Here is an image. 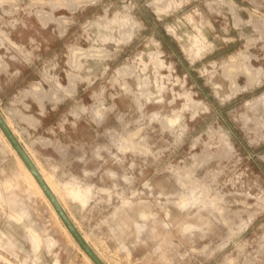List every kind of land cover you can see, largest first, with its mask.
I'll return each mask as SVG.
<instances>
[{"label":"rangeland","instance_id":"obj_1","mask_svg":"<svg viewBox=\"0 0 264 264\" xmlns=\"http://www.w3.org/2000/svg\"><path fill=\"white\" fill-rule=\"evenodd\" d=\"M0 113L103 263L264 264V0H0ZM18 170L0 264H95Z\"/></svg>","mask_w":264,"mask_h":264},{"label":"bare ground","instance_id":"obj_2","mask_svg":"<svg viewBox=\"0 0 264 264\" xmlns=\"http://www.w3.org/2000/svg\"><path fill=\"white\" fill-rule=\"evenodd\" d=\"M174 5H175V3L171 2L169 8L174 7ZM114 39H115V37H114ZM194 42L195 43L198 42V37L197 36L194 37ZM7 124L10 127V125H9L8 122H7ZM13 133H14V131H13ZM0 136H1L2 140L11 149V151H13L15 153L16 159H17L18 168H19L18 172L14 176L15 178L14 179H11V180H8L6 182L7 188H14V187L18 186V183H17V180L16 179L19 180V178H22L24 180V182L27 184L28 190L30 192L35 193V194L41 196L42 198H44L48 202V204L51 206V211H52L55 219L57 220V222L61 225V227L66 232V234L69 237H72L71 234H70V232H69V230L66 228V226H64L62 224V221H61L58 213L56 212V210L53 207V205L51 204L50 200L47 198V196L43 192L41 186L36 181L35 177L30 172V170L27 168V166L24 164L23 160L18 155V153L16 152V150L14 149V147L11 145V143L9 142V140L7 139L6 135L3 133V131L1 130V128H0ZM29 156L31 157V159L33 158L31 155H29ZM34 163H35L36 167L39 169V171H40L41 175L43 176L44 180L46 181V183L49 185V187L51 188V190L53 191V193L57 197L58 201L60 202V204L62 205V207H63V209L65 210L66 213H67V211H66V208H67V198L71 202H74V203H76L78 205H85L88 202V200L90 198V193H91L90 187L80 186V185H78V186H72L69 189H67L66 192H63V189H62L63 187L62 188H59V186L53 181L52 177H50L49 175H47L45 173L44 169L42 167H39L36 162H34ZM2 198H3V196H2V194L0 192V199H2ZM188 203H189V199L188 198H185L182 201V204L188 205ZM9 204H10L11 210L14 213H16L17 221L18 222L25 224L26 221H29L30 220V214H28V212H26L25 205L22 204V202L18 201L17 197L14 196L13 193L9 197ZM67 215L69 216V218L71 219V221L74 224V221H73L72 217L68 213H67ZM142 215H144V214L142 213ZM28 231H29V234H30V245H31L32 250H34L35 252L40 251L41 246H42V243H43V240L31 228H29ZM84 238H85V240L88 243L87 237H84ZM85 256L87 257L88 260H91L86 253H85Z\"/></svg>","mask_w":264,"mask_h":264},{"label":"water","instance_id":"obj_3","mask_svg":"<svg viewBox=\"0 0 264 264\" xmlns=\"http://www.w3.org/2000/svg\"><path fill=\"white\" fill-rule=\"evenodd\" d=\"M0 128L3 131V133L6 135L7 139L11 143V145L14 147L18 155L23 160L24 164L27 166V168L30 170V172L35 177L36 181L41 186L43 192L47 196V198L50 200L51 204L55 208L56 212L58 213L59 217L62 219L70 233L73 235L75 240L78 242V244L81 246V248L86 252V254L89 256V258L95 263V264H105L100 259V257L97 255V253L90 247V245L87 243L85 238L79 233L65 210L63 209L62 205L58 201L57 197L49 187V185L44 180L43 176L41 175L39 169L36 167L35 163L25 150V148L21 145L19 142V139L14 135L11 128L8 126L7 122L3 118V116L0 113Z\"/></svg>","mask_w":264,"mask_h":264},{"label":"crops","instance_id":"obj_4","mask_svg":"<svg viewBox=\"0 0 264 264\" xmlns=\"http://www.w3.org/2000/svg\"><path fill=\"white\" fill-rule=\"evenodd\" d=\"M5 119V118H4ZM6 120V119H5Z\"/></svg>","mask_w":264,"mask_h":264}]
</instances>
